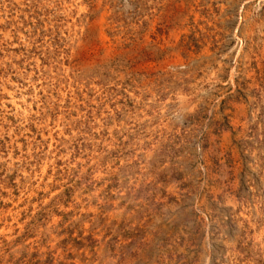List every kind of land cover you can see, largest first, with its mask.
Listing matches in <instances>:
<instances>
[{
	"label": "rangeland",
	"instance_id": "rangeland-1",
	"mask_svg": "<svg viewBox=\"0 0 264 264\" xmlns=\"http://www.w3.org/2000/svg\"><path fill=\"white\" fill-rule=\"evenodd\" d=\"M0 264H264V0H0Z\"/></svg>",
	"mask_w": 264,
	"mask_h": 264
}]
</instances>
